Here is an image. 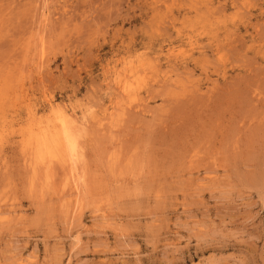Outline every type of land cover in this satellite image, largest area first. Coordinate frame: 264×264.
<instances>
[{
    "label": "rangeland",
    "instance_id": "374dc122",
    "mask_svg": "<svg viewBox=\"0 0 264 264\" xmlns=\"http://www.w3.org/2000/svg\"><path fill=\"white\" fill-rule=\"evenodd\" d=\"M0 264H264V0H0Z\"/></svg>",
    "mask_w": 264,
    "mask_h": 264
},
{
    "label": "bare ground",
    "instance_id": "6f19581e",
    "mask_svg": "<svg viewBox=\"0 0 264 264\" xmlns=\"http://www.w3.org/2000/svg\"><path fill=\"white\" fill-rule=\"evenodd\" d=\"M64 121H65V120H64ZM69 121H70V120H69ZM70 122H71V121H70ZM61 128H62V127H61ZM48 129H49V128H48ZM49 130H50V129H49ZM40 131H42V133H41V134L43 135L42 138H43V139H47V136H48V133H47V132H48V131H45V130H43V129L40 130ZM38 132H39V131H38ZM56 135H57V134H56ZM65 135H66V133H65ZM48 137H49V136H48ZM58 137H59V136H58ZM48 141H49V140H48ZM46 144H47V143H46ZM45 146H46V145H45ZM52 146H53V145H52ZM53 148H54V147H53ZM45 150H46V148H45ZM69 150H70V149H69ZM51 151H52V150H51ZM54 151H55V150H54ZM44 154H45V153H44ZM68 154H69V153H68ZM47 156H48V155H47ZM45 157H46V156H45ZM70 157H71V156H70ZM73 159H74V158H73ZM73 159H72V160H73ZM43 163H44V162H43Z\"/></svg>",
    "mask_w": 264,
    "mask_h": 264
}]
</instances>
